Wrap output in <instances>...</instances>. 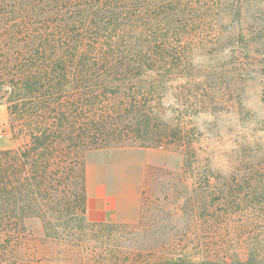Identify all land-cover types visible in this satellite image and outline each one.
<instances>
[{
  "label": "trees",
  "instance_id": "trees-1",
  "mask_svg": "<svg viewBox=\"0 0 264 264\" xmlns=\"http://www.w3.org/2000/svg\"><path fill=\"white\" fill-rule=\"evenodd\" d=\"M2 129L0 264H264V0H0ZM109 146L181 154V226L86 218Z\"/></svg>",
  "mask_w": 264,
  "mask_h": 264
},
{
  "label": "rangeland",
  "instance_id": "rangeland-1",
  "mask_svg": "<svg viewBox=\"0 0 264 264\" xmlns=\"http://www.w3.org/2000/svg\"><path fill=\"white\" fill-rule=\"evenodd\" d=\"M8 146L13 142L2 129L0 148ZM84 160L86 194L88 185L106 193L107 208L113 216L105 222L114 223V230L119 227L124 231L121 244L143 247L182 225L174 216L176 202L172 199L173 175L182 166L179 152L109 146L86 152Z\"/></svg>",
  "mask_w": 264,
  "mask_h": 264
},
{
  "label": "crops",
  "instance_id": "crops-1",
  "mask_svg": "<svg viewBox=\"0 0 264 264\" xmlns=\"http://www.w3.org/2000/svg\"><path fill=\"white\" fill-rule=\"evenodd\" d=\"M86 216L90 221H108L112 213L107 208L105 192H96L92 186H87Z\"/></svg>",
  "mask_w": 264,
  "mask_h": 264
}]
</instances>
